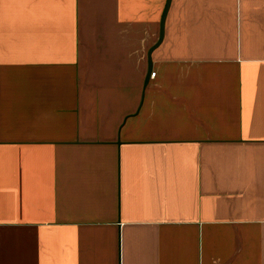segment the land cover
Returning <instances> with one entry per match:
<instances>
[{
	"label": "crops",
	"instance_id": "1",
	"mask_svg": "<svg viewBox=\"0 0 264 264\" xmlns=\"http://www.w3.org/2000/svg\"><path fill=\"white\" fill-rule=\"evenodd\" d=\"M0 0V264H264V0Z\"/></svg>",
	"mask_w": 264,
	"mask_h": 264
},
{
	"label": "water",
	"instance_id": "2",
	"mask_svg": "<svg viewBox=\"0 0 264 264\" xmlns=\"http://www.w3.org/2000/svg\"><path fill=\"white\" fill-rule=\"evenodd\" d=\"M171 3L172 0H167L166 2V6L165 9L163 11L162 14V18H161V23H160V37L158 42L150 49L149 53H148V62H149V67H148V73H147V77L145 80V87L147 86L150 76L152 74V70H153V64H152V53L162 44L163 39H164V34H165V23H166V19H167V15L169 12V9L171 7Z\"/></svg>",
	"mask_w": 264,
	"mask_h": 264
},
{
	"label": "built area",
	"instance_id": "3",
	"mask_svg": "<svg viewBox=\"0 0 264 264\" xmlns=\"http://www.w3.org/2000/svg\"><path fill=\"white\" fill-rule=\"evenodd\" d=\"M154 75H155V73L152 74V76H154Z\"/></svg>",
	"mask_w": 264,
	"mask_h": 264
}]
</instances>
